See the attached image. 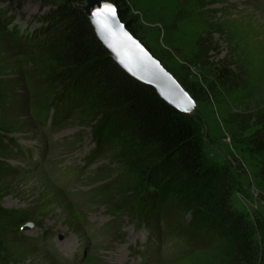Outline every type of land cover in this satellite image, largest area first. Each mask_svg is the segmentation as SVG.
<instances>
[{"label":"rangeland","instance_id":"374dc122","mask_svg":"<svg viewBox=\"0 0 264 264\" xmlns=\"http://www.w3.org/2000/svg\"><path fill=\"white\" fill-rule=\"evenodd\" d=\"M60 1L0 0V264H67L55 246L77 250V264H234L226 198L264 246V0H129L138 36L202 93H190L188 113L217 170L194 181L137 143L134 118L94 70L58 65ZM200 36L239 87L202 90L212 77L196 57ZM56 106L63 116L51 126ZM87 156L84 175L61 186L59 168ZM198 215L204 231L184 244L177 227ZM90 221L103 227L90 234Z\"/></svg>","mask_w":264,"mask_h":264},{"label":"trees","instance_id":"16d2710c","mask_svg":"<svg viewBox=\"0 0 264 264\" xmlns=\"http://www.w3.org/2000/svg\"><path fill=\"white\" fill-rule=\"evenodd\" d=\"M108 1L118 7L120 17L127 28L143 42L135 32L133 21L128 16L130 1ZM83 3L84 0H61L55 6L56 13L64 22L62 30L64 46L57 58L58 65L65 69L85 67L94 70L101 78L106 96L112 101V105L123 106L132 115L135 120V139L138 144L153 147L154 159L175 160L177 174L180 176L184 174L191 181L204 176L208 180L209 177L212 178L211 175L216 172L217 167L210 169L211 160L205 155L202 139L190 113L180 111L168 103L155 87L137 80L113 59L81 7L80 4ZM196 47L198 63L208 67L212 77L210 85L201 87L204 92L218 85L229 86L228 89L239 87L238 81L241 76L230 67L228 61L210 59L209 51L216 48L212 38L200 36L196 41ZM148 49L151 51L149 47ZM177 79L196 100L201 97L199 94L202 93L196 88V84L185 83L179 77ZM56 110L64 111L59 106H56ZM209 169L212 170L211 175L208 174ZM260 175L264 184V165L260 169ZM222 193L227 195L229 188H223ZM223 205L234 224L233 227L230 226L236 235L234 264H262L264 246L260 245L255 238L256 227L254 228L253 223L248 221L242 213L234 214L235 217L231 218L233 208L229 198L224 200ZM162 211L158 210V213ZM198 218L202 217L198 215L193 228L185 223L177 227L178 232L189 235L191 239L200 235L204 230L200 228L202 224Z\"/></svg>","mask_w":264,"mask_h":264},{"label":"water","instance_id":"95a60500","mask_svg":"<svg viewBox=\"0 0 264 264\" xmlns=\"http://www.w3.org/2000/svg\"><path fill=\"white\" fill-rule=\"evenodd\" d=\"M105 5L115 9V15L103 12ZM81 7L100 41L128 74L155 87L163 99L180 111L188 113L193 110L194 99L190 93L163 62L132 34L114 3L108 0H87ZM28 227L30 224L23 226V229Z\"/></svg>","mask_w":264,"mask_h":264},{"label":"snow or ice","instance_id":"6c2138e0","mask_svg":"<svg viewBox=\"0 0 264 264\" xmlns=\"http://www.w3.org/2000/svg\"><path fill=\"white\" fill-rule=\"evenodd\" d=\"M103 12H110L111 14L115 15V9H112V8L108 7L107 5L104 6ZM185 110H187V109H185Z\"/></svg>","mask_w":264,"mask_h":264}]
</instances>
